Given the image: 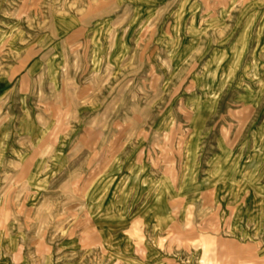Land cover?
Here are the masks:
<instances>
[{
    "label": "rangeland",
    "instance_id": "rangeland-1",
    "mask_svg": "<svg viewBox=\"0 0 264 264\" xmlns=\"http://www.w3.org/2000/svg\"><path fill=\"white\" fill-rule=\"evenodd\" d=\"M0 264H264V0H0Z\"/></svg>",
    "mask_w": 264,
    "mask_h": 264
}]
</instances>
